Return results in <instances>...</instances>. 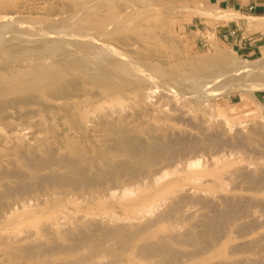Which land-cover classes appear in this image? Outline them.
I'll return each mask as SVG.
<instances>
[{"label": "bare ground", "instance_id": "bare-ground-1", "mask_svg": "<svg viewBox=\"0 0 264 264\" xmlns=\"http://www.w3.org/2000/svg\"><path fill=\"white\" fill-rule=\"evenodd\" d=\"M157 1L71 0L60 3V11L67 14L66 19L69 16L71 23L64 18V23L59 19L61 23L46 26L41 18L25 27L28 23L23 21L24 16L17 15L0 24V133L5 128L16 131V120L21 127L36 126L43 133L51 130L54 141L43 139L38 148L26 142L15 146V158L0 167V210L30 192L118 189L125 197L147 178H152L153 184L161 183L172 173L171 164L193 150L195 141L164 131L150 121L137 128V119L132 120L129 110V114L124 113L129 101H145L156 93L155 87L174 93L177 86L181 97L196 103L242 90V107L248 108L254 102L264 108L254 93L264 90V49L261 58L249 60L236 51L217 47L212 54L195 56L185 65L166 64L151 51V55L142 54L141 47L132 40L164 23L165 16L155 13L153 5ZM17 3L0 0V16L18 13ZM194 10L198 14L207 12ZM241 16L232 9L219 13L221 20ZM261 17H251L250 27L264 29ZM127 30L134 33H124ZM138 106L134 117L150 116L149 108ZM260 116L264 119V111ZM209 136L217 143L223 135L214 132ZM241 141L237 137L235 144ZM225 144L229 146L230 142ZM186 163L192 169L201 166L200 159ZM220 174L216 168L195 172L193 178H221ZM243 176L251 180L254 192L264 185V171ZM157 194H161L160 189ZM155 201L141 199L136 212L108 217L116 223L75 218L67 230L48 231L44 242L10 250L7 264H97L96 259L104 257L110 259L103 264H179L183 257L199 259L205 254L207 259L195 264H264V234L233 248L229 254L242 255L238 258H213L220 242L234 236L246 237L264 226L255 217V213L264 216L262 200L240 195L209 199L181 194L160 213L150 207ZM188 201L201 204L206 213L184 228L186 220L181 216ZM173 219L179 224L167 225L166 221Z\"/></svg>", "mask_w": 264, "mask_h": 264}, {"label": "rangeland", "instance_id": "rangeland-1", "mask_svg": "<svg viewBox=\"0 0 264 264\" xmlns=\"http://www.w3.org/2000/svg\"><path fill=\"white\" fill-rule=\"evenodd\" d=\"M118 1V3H124L127 0ZM165 1L160 0L153 5L156 14L165 16L164 23L158 27L146 29L143 34L133 37L132 42L141 47L142 54L151 55L154 52L153 55L160 57L162 60L159 59L162 62L165 63L166 61V64L171 63L173 65L174 63L177 65L191 63L195 56L210 55L217 47L231 52L236 51L238 56L249 60H257L263 56L264 29H253L250 27V22L251 17L254 16L257 18L262 16L263 19L264 13L251 10L249 6H246L251 0H239L245 5L240 12L242 16L230 20L235 19L239 23L240 35L244 34L257 39L256 44L260 46L261 52L254 56L243 55L242 49H239L238 45H234L231 39H226L217 32L223 21H230L221 20L219 17V13L221 14L226 9L216 7L210 0ZM17 2L15 8L19 12L14 15L11 14V16L3 14L2 17L5 16L6 19L0 16V20L3 19L0 24L8 22L17 15L24 16L22 17L23 21L26 24L28 23L25 27H31L36 19L41 18L44 19L45 24L47 23L46 26H52L56 22L58 24L64 23L63 21L66 20L67 23H71L68 22L69 16L66 19L67 14L60 11V3H70L71 0H17ZM3 3L6 4L5 1ZM195 8L206 9L207 12L203 11L202 14H198L199 11L194 10ZM64 18L66 20H62ZM59 19L62 21L60 22ZM261 22L264 23V19ZM73 24L75 25V23ZM124 33L132 35L134 32L133 30H127ZM118 50L126 51L127 49L124 50L118 47ZM170 84L173 85V83ZM187 85L184 84V86ZM157 88L154 89L156 93L145 98V101L139 102L138 98L135 101L134 98L129 101V104H127L129 107H127V110L125 109L124 113L129 114L130 111L132 120H138L135 121L137 128L150 121L152 124H157L164 131H174L189 140L193 139L195 141L193 150H188L182 160L171 164L169 168L172 169V173L161 183L153 184L151 182L152 178H147L144 183H139L133 187L134 191L129 196L121 197L118 189L87 193H69L70 191L50 189L18 196L0 210V264H7L10 261V250L16 246L44 242L48 237V231L67 230L73 226L75 218L85 220L95 218V220H101L107 224L116 223L115 221H109L108 217L112 214L120 215L126 212L129 214L136 212L141 207L138 204L141 199L153 201V198H155V203L150 207L156 213H160L168 203L181 194L209 199L214 196L231 198L240 195L264 202V185L259 188L260 191L254 192L252 188L250 189L253 186L251 180L243 176L245 173L264 171V119L260 118L264 108L262 109L260 105L254 102H251L248 108L242 107L241 103L244 98L242 90L230 91L226 94L223 93L224 95L214 96L215 98L218 97L216 99L212 97L213 100L210 98L196 103L192 98H185L186 96L183 95L181 97V91H178L177 86L173 89L174 93L179 92L177 96L162 86ZM175 89L177 92H175ZM254 93L257 98V96L264 93V90H256ZM138 105L149 108L151 110L150 116L139 117L138 114H135L138 117H134V108L139 107ZM154 118H159L161 121L157 122ZM16 122L15 120L13 126H17L16 131L5 128L0 133L5 138V141L0 142V167L15 158L13 151L16 148L15 146L21 142H26L37 148L41 146L40 142L43 139L54 143L51 130L43 133L36 126L21 127ZM252 131H256V133L251 135ZM214 132L222 133V141L215 143L210 140L209 135ZM70 133L75 134L74 131ZM236 134L237 137L242 139L240 145L235 144ZM224 141L225 143L230 142V145L227 146ZM243 143L245 144L243 145ZM236 145L237 147H235ZM58 153L60 154V152ZM194 159H200L201 166L192 169L187 166L186 162ZM176 167L179 168L175 169ZM216 168L220 170L221 178L208 175L193 178L195 172L211 171ZM162 184H166L165 188H162ZM212 188H216L213 191L214 193L210 191ZM155 189L157 190L155 191ZM159 189L161 194L156 195ZM68 196L71 197L70 200L67 199ZM132 201H136L135 204H124ZM154 205L157 206L154 207ZM205 213L206 208L201 204L191 201L186 202L184 214L181 216L182 219L186 220V225L182 227L187 228L196 223V219H199ZM259 215V213H255V217L259 218V223L264 222V216ZM147 216L149 217L150 213ZM248 220L250 219L241 222L244 223ZM132 221L136 222L138 220L133 219ZM55 222L59 224L57 225ZM172 222L179 224L177 219L166 221L167 225ZM184 228H181V230H184ZM263 234L264 226H260L259 229L246 237L238 238L234 236L225 239L216 247L213 254L214 260H232L242 256L230 255L229 253L233 248ZM109 259L110 257L96 259V263L103 264ZM205 259H207V254H205V258L201 257L199 259L187 256L181 258L179 264H195Z\"/></svg>", "mask_w": 264, "mask_h": 264}, {"label": "crops", "instance_id": "crops-1", "mask_svg": "<svg viewBox=\"0 0 264 264\" xmlns=\"http://www.w3.org/2000/svg\"><path fill=\"white\" fill-rule=\"evenodd\" d=\"M216 7L224 9H234L239 12L244 8V3L239 0H210ZM251 10H256L259 13H264V0H251L246 4ZM217 29V32L226 39H231L234 45H238L242 49V54L245 56H254L261 52L260 46L256 44L257 39L239 33L240 25L234 20L223 21V24ZM257 99L264 104V93L257 96Z\"/></svg>", "mask_w": 264, "mask_h": 264}]
</instances>
